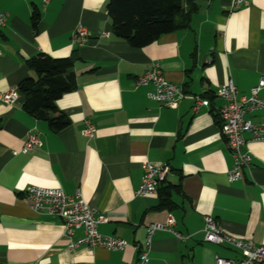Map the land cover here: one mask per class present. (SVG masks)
<instances>
[{
  "label": "crops",
  "instance_id": "obj_1",
  "mask_svg": "<svg viewBox=\"0 0 264 264\" xmlns=\"http://www.w3.org/2000/svg\"><path fill=\"white\" fill-rule=\"evenodd\" d=\"M107 1L0 0V13L7 15L0 28V94L35 77L26 62L39 53L73 56L77 83L57 101L70 119L59 132L27 114L22 96L11 104L0 101V264H137L146 226L168 215L184 240L156 231L147 264L238 260L236 251L203 241L204 218L237 238L264 244V143L243 135L252 161L240 180L228 182L233 159L220 133L222 102L215 92L231 81L239 96H248L264 76V0H244L236 10L230 0H196L187 28L142 48L113 35ZM78 26L87 31L85 42L75 36ZM154 63L186 94L173 108L150 101L151 86L134 87ZM259 96L264 99V90ZM194 97L208 106L193 113ZM251 119L263 123L264 110ZM86 121L95 127L92 138L82 133ZM33 133L43 146L21 153ZM146 162L169 167L160 187L171 186V210L158 209V192L134 196ZM28 186L60 188L67 195L80 189L88 205L108 219L98 233L128 246L69 250L61 221L36 214L23 200ZM82 236L77 230L72 241Z\"/></svg>",
  "mask_w": 264,
  "mask_h": 264
},
{
  "label": "built area",
  "instance_id": "obj_2",
  "mask_svg": "<svg viewBox=\"0 0 264 264\" xmlns=\"http://www.w3.org/2000/svg\"><path fill=\"white\" fill-rule=\"evenodd\" d=\"M48 2L49 0H43L44 4ZM246 4L244 0H230V9L236 10ZM6 19L7 15L0 13V28L5 26ZM74 33L75 36L81 37L82 42L86 41L87 31L84 27L78 26ZM143 86H151L147 98L160 107L173 108L186 98L180 85L164 78L159 63L152 64L143 75L136 79L134 87ZM262 90H264V76L250 90L248 96H239L231 81L220 85L215 92V97L222 102L218 112L221 122L220 133L233 159V166L227 174V180L230 183L240 180L242 170L248 168L252 161L250 152L245 150L247 141L243 135L249 133L251 142L264 143V122L255 124L251 119L252 115L264 110V99L259 96ZM18 96V91L12 90L0 94V101L11 104L17 100ZM208 104L207 100L194 97L192 112L196 113L200 107H207ZM82 133L85 137L92 138L95 127L86 121ZM42 146L43 143L37 134H29L21 153L26 154L32 149ZM142 171L141 182L135 190L134 196L146 198L156 195L159 186L169 172V167L146 162L142 165ZM23 200L36 214L57 218L61 221L64 237L68 241V249L71 251L79 246L122 251L128 246L122 238L98 233L97 227L106 223L108 219L88 205L83 199L80 189H76L72 195H67L60 188L28 186L23 191ZM174 227L175 220L171 215H168L164 222L149 223L146 226V239L139 251L137 264L148 263L151 239L156 231H166L173 234L176 239L184 240V237L176 232ZM77 230H82L83 236L74 242L72 237ZM203 241L226 246L236 251L240 256L238 260L216 256L214 264H264V244L257 245L250 239H240L228 234L210 216L204 218Z\"/></svg>",
  "mask_w": 264,
  "mask_h": 264
},
{
  "label": "trees",
  "instance_id": "obj_3",
  "mask_svg": "<svg viewBox=\"0 0 264 264\" xmlns=\"http://www.w3.org/2000/svg\"><path fill=\"white\" fill-rule=\"evenodd\" d=\"M197 8L196 0H108L106 4L113 35L132 48L145 47L164 34L187 28ZM38 20L35 12L31 19L33 28ZM26 64L35 77L26 78L17 86L23 98L22 109L45 121L53 132L65 129L70 119L58 109L57 101L77 88L74 57L55 59L39 53ZM170 189L171 186H159L158 209L174 207Z\"/></svg>",
  "mask_w": 264,
  "mask_h": 264
}]
</instances>
